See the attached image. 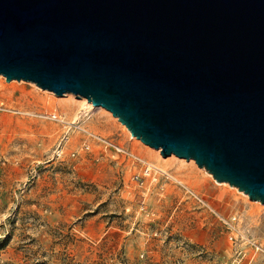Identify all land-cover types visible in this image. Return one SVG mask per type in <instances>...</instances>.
<instances>
[{
    "label": "water",
    "instance_id": "water-1",
    "mask_svg": "<svg viewBox=\"0 0 264 264\" xmlns=\"http://www.w3.org/2000/svg\"><path fill=\"white\" fill-rule=\"evenodd\" d=\"M0 75L264 204V0H0Z\"/></svg>",
    "mask_w": 264,
    "mask_h": 264
},
{
    "label": "rangeland",
    "instance_id": "rangeland-1",
    "mask_svg": "<svg viewBox=\"0 0 264 264\" xmlns=\"http://www.w3.org/2000/svg\"><path fill=\"white\" fill-rule=\"evenodd\" d=\"M65 94L0 75V264H247L248 246L228 240L221 217L264 245V204ZM82 129L151 175L136 182L141 163Z\"/></svg>",
    "mask_w": 264,
    "mask_h": 264
},
{
    "label": "built area",
    "instance_id": "built-area-1",
    "mask_svg": "<svg viewBox=\"0 0 264 264\" xmlns=\"http://www.w3.org/2000/svg\"><path fill=\"white\" fill-rule=\"evenodd\" d=\"M82 131L85 134H87L88 138H92L96 140L98 143L102 144L104 148L112 149L115 153H124L123 149L119 145L113 143L111 140H107L106 138L93 135L84 129H82ZM83 147L88 148L89 145L84 143ZM63 153H64V146L61 140L57 145L56 154L58 157H60ZM124 154H126L127 156H130L131 158H134L137 162L142 164L141 175L139 174L134 175V179L136 180V182L142 183V180H141L142 178L148 177L151 175L152 168L149 166L147 162L139 159L133 153H124ZM234 220H235V217H232L231 219H226L224 217L220 218L221 223L225 226V228L228 231V236H227L228 240L231 243L242 242L244 246H248L249 253L246 259H247V264H250L257 254L264 255V245L261 242L254 240L249 235L241 232L235 226ZM235 251L239 257L241 256V258L245 257L247 253L246 251H243L242 249H240V247H237Z\"/></svg>",
    "mask_w": 264,
    "mask_h": 264
},
{
    "label": "bare ground",
    "instance_id": "bare-ground-1",
    "mask_svg": "<svg viewBox=\"0 0 264 264\" xmlns=\"http://www.w3.org/2000/svg\"><path fill=\"white\" fill-rule=\"evenodd\" d=\"M16 81V80H15ZM20 82V81H19ZM10 83H11V81H10ZM32 83V82H31ZM32 84H34V83H32ZM47 92H50V91H47ZM51 94H54V93H52V92H50ZM65 95H70V93H67V94H65ZM81 98V101L83 102V106L86 108V110L89 112V110H91V109H93V108H102V107H95V106H93L92 105V103L91 102H89V101H87V99L86 98H84V97H80ZM104 109V108H103ZM104 110H106V109H104ZM107 111V110H106ZM109 112V111H108ZM111 114V113H110ZM111 116H112V114H111ZM112 117H114V116H112ZM114 119L117 121V122H119L122 126H123V128L129 133V136L131 137V138H134V139H137L138 141H140V139H138V138H136L135 136H133V135H131V133H130V131L126 128V126L124 125V124H122L116 117H114ZM153 150H155L158 154H160V152H159V150L160 149H157V148H154ZM173 155V154H172ZM178 158V157H177ZM179 159H182V158H179ZM184 161H188V162H191V163H194V164H196L195 162H194V160L193 159H189V160H186V159H184ZM197 166V165H196ZM198 167V166H197ZM199 168H203V167H199ZM201 170H204V172L208 175V176H210L213 180H214V182H215V185L216 186H222V185H228V186H230L228 183H226V182H218V181H216L213 177H212V175L209 173V172H207L206 170H205V168H203V169H201ZM178 172H180V173H182L183 171L182 170H178ZM186 176V175H185ZM231 188H235V187H232V186H230ZM236 191L237 192H239L240 194H242V195H244V196H247L246 194H244L243 192H241V191H239L237 188H236Z\"/></svg>",
    "mask_w": 264,
    "mask_h": 264
}]
</instances>
